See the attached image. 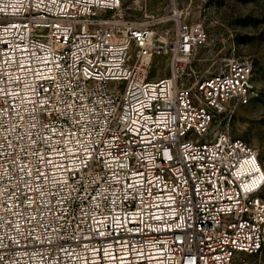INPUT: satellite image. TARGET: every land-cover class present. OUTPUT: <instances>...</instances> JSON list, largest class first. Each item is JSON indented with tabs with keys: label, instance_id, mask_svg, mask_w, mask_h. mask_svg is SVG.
<instances>
[{
	"label": "built area",
	"instance_id": "obj_1",
	"mask_svg": "<svg viewBox=\"0 0 264 264\" xmlns=\"http://www.w3.org/2000/svg\"><path fill=\"white\" fill-rule=\"evenodd\" d=\"M126 1L0 0V264L262 255L264 167L230 130L253 60L205 76L177 0L159 31Z\"/></svg>",
	"mask_w": 264,
	"mask_h": 264
},
{
	"label": "rangeland",
	"instance_id": "obj_2",
	"mask_svg": "<svg viewBox=\"0 0 264 264\" xmlns=\"http://www.w3.org/2000/svg\"><path fill=\"white\" fill-rule=\"evenodd\" d=\"M188 13V21L200 22L207 41L193 58V67L205 76L216 74L228 58L249 57L253 60L254 95L249 104L238 107L230 130L253 147L264 167V0H177ZM168 0H127L124 6L135 19L153 17L155 30L163 23L159 18L167 13ZM158 19V20H157ZM170 25L166 29L170 31ZM158 61V60H157ZM165 64H159L155 74L163 75ZM264 199V188L261 192ZM244 264H264L261 256H242Z\"/></svg>",
	"mask_w": 264,
	"mask_h": 264
},
{
	"label": "snow or ice",
	"instance_id": "obj_3",
	"mask_svg": "<svg viewBox=\"0 0 264 264\" xmlns=\"http://www.w3.org/2000/svg\"><path fill=\"white\" fill-rule=\"evenodd\" d=\"M55 151H57V152H59V150L58 149H56ZM62 154V153H61ZM41 160H42V162H44V163H49V161H47L46 159H44L43 157H41Z\"/></svg>",
	"mask_w": 264,
	"mask_h": 264
}]
</instances>
